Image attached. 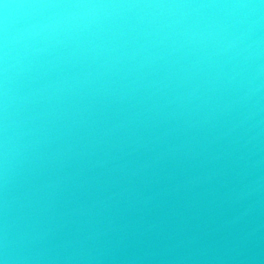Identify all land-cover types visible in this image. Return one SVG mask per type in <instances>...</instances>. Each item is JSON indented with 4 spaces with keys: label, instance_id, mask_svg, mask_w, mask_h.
<instances>
[{
    "label": "water",
    "instance_id": "water-1",
    "mask_svg": "<svg viewBox=\"0 0 264 264\" xmlns=\"http://www.w3.org/2000/svg\"><path fill=\"white\" fill-rule=\"evenodd\" d=\"M0 264H264V0H0Z\"/></svg>",
    "mask_w": 264,
    "mask_h": 264
}]
</instances>
